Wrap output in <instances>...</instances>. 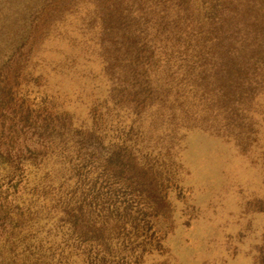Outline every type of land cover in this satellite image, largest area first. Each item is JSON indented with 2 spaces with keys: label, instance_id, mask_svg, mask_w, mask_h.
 Returning <instances> with one entry per match:
<instances>
[{
  "label": "rangeland",
  "instance_id": "374dc122",
  "mask_svg": "<svg viewBox=\"0 0 264 264\" xmlns=\"http://www.w3.org/2000/svg\"><path fill=\"white\" fill-rule=\"evenodd\" d=\"M211 3L0 0V264H264V24Z\"/></svg>",
  "mask_w": 264,
  "mask_h": 264
},
{
  "label": "trees",
  "instance_id": "16d2710c",
  "mask_svg": "<svg viewBox=\"0 0 264 264\" xmlns=\"http://www.w3.org/2000/svg\"><path fill=\"white\" fill-rule=\"evenodd\" d=\"M225 4H232L233 9L237 14L235 15L236 21V27L239 28V25H242V27L246 26V28H251V30L257 29L259 25L264 24V0H225ZM218 2H224V0H212L211 6L209 7V10H212L210 8H213V10H217ZM209 13H213L210 11ZM250 13V14H249ZM245 15H249V18L246 19ZM251 16V17H250ZM243 19H246L245 21H242Z\"/></svg>",
  "mask_w": 264,
  "mask_h": 264
}]
</instances>
